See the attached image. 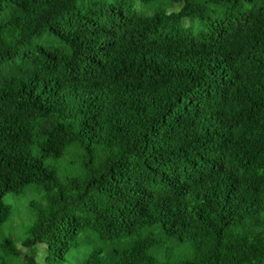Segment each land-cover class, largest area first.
<instances>
[{
  "label": "trees",
  "instance_id": "16d2710c",
  "mask_svg": "<svg viewBox=\"0 0 264 264\" xmlns=\"http://www.w3.org/2000/svg\"><path fill=\"white\" fill-rule=\"evenodd\" d=\"M31 185L0 264H264V0H0V226Z\"/></svg>",
  "mask_w": 264,
  "mask_h": 264
},
{
  "label": "rangeland",
  "instance_id": "374dc122",
  "mask_svg": "<svg viewBox=\"0 0 264 264\" xmlns=\"http://www.w3.org/2000/svg\"><path fill=\"white\" fill-rule=\"evenodd\" d=\"M40 197L41 192H39V188L35 185L27 187L16 197L11 195V193L5 194L4 199L11 204L13 213L10 221L0 226V241L5 236H11L16 240V244L21 246L19 238L25 236L26 226L28 224L27 218L31 214L27 206L31 201H39Z\"/></svg>",
  "mask_w": 264,
  "mask_h": 264
}]
</instances>
